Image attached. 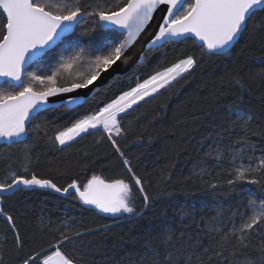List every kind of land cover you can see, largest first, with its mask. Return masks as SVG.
<instances>
[{"label": "snow or ice", "instance_id": "6c2138e0", "mask_svg": "<svg viewBox=\"0 0 264 264\" xmlns=\"http://www.w3.org/2000/svg\"><path fill=\"white\" fill-rule=\"evenodd\" d=\"M84 17L89 18L91 27L76 36V28ZM98 30L109 35L118 31L119 35H105L103 42L94 43L92 37ZM142 35L143 47L138 53L132 52ZM242 38V51L252 45L264 49V0H121L115 5L101 0H0V139L9 145L18 144L27 139L30 131L39 134L41 129L47 136L53 121L41 120L34 129L29 125L47 109L48 98L83 90L92 94V100L79 94L69 95L61 105L67 111L59 117L68 126L62 130L57 127L55 135L47 139L61 146L62 151L78 138L100 132L96 142L106 140L111 145L127 177L107 180L92 174L82 182L69 175L73 165L68 161L54 169L55 175L46 177L36 170L34 147L26 146L23 156L16 160L11 153L5 155L0 161L4 165L0 217L11 236L0 245V264H95L86 253H75L85 248L86 236L97 230L107 231V226L88 227L83 218L41 222V237L47 232L55 242L44 240V246H32L26 252L31 241L22 236L16 213L23 215L27 205L17 209L13 203L6 211L5 202L16 198L23 189H51L71 196L80 203L82 211L96 210L114 220L125 214L128 219L141 218L158 197L149 192L152 178L137 173L118 143L129 131L124 117L134 105L154 98L194 74L197 68L221 58H228L230 64L221 69L220 86L234 87L236 91L223 105V115L214 116L193 107L190 121L207 132L202 140L211 141L193 168H199L203 178L212 175L213 169L225 170L224 165H229L226 171L231 179L220 180L217 171L215 183L203 180L212 189L226 185L225 196H231L242 183L256 185L259 191L242 194L246 200L244 211L228 203L215 209V216L207 221L201 218L197 223L193 209L187 218L196 225L194 231L181 221L160 229L157 239L149 232L140 264H264V93L258 106L251 95L252 85L264 86V70L249 72L251 83H246L243 66L232 57ZM189 40L199 52H185L164 66L169 46ZM148 53L158 54L160 59L151 74L141 80L135 73L146 70L140 61L146 60ZM53 60L58 67L46 74ZM130 64L134 67L132 76L117 71ZM30 66L35 70L26 71ZM74 66L77 74L69 71L70 79L58 83L60 70H73ZM81 68L83 71H79ZM125 78L135 79V86L127 87ZM220 95L227 98L228 90ZM84 105L89 107L81 114L77 109ZM200 113L207 124L200 123ZM257 151L260 155H256ZM56 176H67L70 182L58 184ZM167 179L162 175L160 182ZM137 199L143 203L139 211Z\"/></svg>", "mask_w": 264, "mask_h": 264}, {"label": "trees", "instance_id": "16d2710c", "mask_svg": "<svg viewBox=\"0 0 264 264\" xmlns=\"http://www.w3.org/2000/svg\"><path fill=\"white\" fill-rule=\"evenodd\" d=\"M88 2H95V0H88ZM101 2L115 5L121 0H101ZM85 27H91L88 17L82 18L75 35L79 36ZM105 35L109 34L105 30H98L92 37L93 42H103ZM116 35L119 33H112L109 38ZM244 44L245 39L242 38L233 49L232 57L237 64L243 66L246 83H251L247 74L264 70V49L258 45H252L242 51ZM167 51V63L164 66L174 63L185 52L198 53L199 49L189 40L169 46ZM158 59H160L158 54L148 53L147 59L140 62L141 65L147 66L146 70L136 72V76L141 80L146 78L154 70ZM226 64H230L229 59L221 58L214 63L206 64L203 68H197L194 74L186 76L172 88L162 90L154 98L134 105L124 117L125 127L129 128V131L128 135L120 139L118 143L137 173L152 178L153 186L149 192L158 197L156 203L147 209L141 218L128 219L125 216L114 220L100 215L95 210L82 211L80 203L74 201L71 196H59L43 189H23L16 198L5 202V210H10L13 203L17 209H23L24 205H27L23 215L16 213L19 217L17 223L22 236L31 241L25 251H29L32 246H44V240L55 242L47 232L41 237L39 231L41 222L47 224L49 221L59 222L65 218H75L79 221L83 218L88 227L104 225L107 226V231L97 230L94 234L86 236L85 248L76 252L75 255L86 253L88 259L93 260L95 264H106V262L107 264H140V256L144 251L149 232L153 239H157L160 229L180 224L181 221L190 225L193 231L195 230L196 225L187 218V214L193 209H195L194 219L197 223H200L201 218L207 221L215 216V209L227 206L228 203L239 206L240 210L244 211L246 200L242 194L250 190L258 192V186L242 183L237 185L231 196H225L226 185L212 189L203 180L215 183L217 171H219L220 180L231 179L226 171L229 165H224L225 170L213 169L212 175H205L203 178L199 176L200 169L193 168L194 163L201 157L202 152L208 149L211 141L202 140L207 132L203 127L198 128L196 123L191 122L190 115L193 107L211 112L214 116L224 114L223 105L229 103L233 98L232 93L236 91L234 87L227 89V86H220L219 76ZM56 67H58L56 61H51L47 74L50 75ZM34 70L35 68L31 66L26 69L29 72ZM69 71L72 75L77 74L75 66L73 70L61 69L57 77L58 83L63 79H70ZM79 71H83V68ZM133 71L134 67L125 73L126 76H132ZM135 82V79L129 81L126 78L123 81L127 87H134ZM226 90L229 93L227 98L220 95ZM262 93H264V86L252 85L251 95L257 106L261 102ZM87 99L92 100V95ZM88 107L84 105L77 111L84 114ZM65 111L67 110L62 106L42 111L41 116L34 119L29 128L34 129L41 120L53 121L51 128L47 130V136L44 134L45 130L41 129L39 134L30 131L27 139L22 143L0 144V161L8 153L12 154L13 160L22 157L25 147L28 146L35 148L32 158L37 166L36 170L45 173L46 177L48 174L55 175L54 169L68 161L73 165L69 175L82 182L92 174H98L107 180L127 178L124 166L111 145L106 140L99 144L96 142L102 135L100 132L84 135L67 147H63L62 151L61 146L47 139L55 135L57 127L62 130L63 127L68 126L66 120L59 119L60 114ZM200 114L202 116L200 123L207 124V119L203 118L202 113ZM193 129L198 130L193 131ZM253 140L258 143L257 138L254 137ZM256 155H260V152L257 151ZM104 157L107 159L103 163L95 162ZM244 163H247L246 159ZM193 171L196 175H193ZM3 174L4 165L0 163V177ZM162 175H166L168 179L160 182ZM55 179L58 184L70 182L67 176H56ZM10 236L6 222L3 217H0V245H3L6 239H10ZM68 247L71 249L72 246Z\"/></svg>", "mask_w": 264, "mask_h": 264}, {"label": "water", "instance_id": "95a60500", "mask_svg": "<svg viewBox=\"0 0 264 264\" xmlns=\"http://www.w3.org/2000/svg\"><path fill=\"white\" fill-rule=\"evenodd\" d=\"M159 15H160V13H157V16H159ZM148 31L150 32L151 28ZM139 39H140V43L136 44L135 47L132 48V52L138 53L140 51V49L143 47V42L145 40V36L142 35ZM142 61H140V62H142ZM132 68H133V65L130 64L127 68L122 66L121 68L117 69V71H120V72H123V73H127ZM74 94L83 95V96H85V98H88V97H90L92 95V94H85L83 90H77V92L73 93V94H57L55 96H52V97L48 98V107H47V109L61 106L63 101L66 100L69 97V95H74ZM0 144H9V143L7 141H5L4 139H0ZM21 187L23 188V186H21ZM43 190H49V191H51V192H53V193H55V194H57L59 196H65V195H63L61 193H56V192H54L51 189H43ZM5 195H7V194H5ZM96 212L99 213L98 211H96ZM99 214L103 215V216H106V217H109L111 219H114L113 217H111V216H109L107 214H103V213H99Z\"/></svg>", "mask_w": 264, "mask_h": 264}, {"label": "rangeland", "instance_id": "374dc122", "mask_svg": "<svg viewBox=\"0 0 264 264\" xmlns=\"http://www.w3.org/2000/svg\"><path fill=\"white\" fill-rule=\"evenodd\" d=\"M41 74H44V73H41ZM47 74V73H46ZM96 175H98V174H96ZM90 178V177H89ZM84 182H86V180L84 181ZM143 207V203H142V200H140V199H137V202H136V208H137V211H139L140 210V208H142ZM104 214V213H103ZM125 216H127V214H125ZM238 223V222H237Z\"/></svg>", "mask_w": 264, "mask_h": 264}]
</instances>
